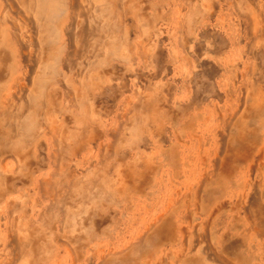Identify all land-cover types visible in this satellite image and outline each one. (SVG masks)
Wrapping results in <instances>:
<instances>
[{
  "label": "rangeland",
  "instance_id": "rangeland-1",
  "mask_svg": "<svg viewBox=\"0 0 264 264\" xmlns=\"http://www.w3.org/2000/svg\"><path fill=\"white\" fill-rule=\"evenodd\" d=\"M262 4L101 0L100 80L86 75L70 118L55 105L46 134L30 132L43 110L28 107L10 140L0 264H264V202L253 203L264 191V109L250 117L264 80L247 58L258 46L237 43ZM253 143L262 153L248 173L238 153Z\"/></svg>",
  "mask_w": 264,
  "mask_h": 264
},
{
  "label": "crops",
  "instance_id": "crops-1",
  "mask_svg": "<svg viewBox=\"0 0 264 264\" xmlns=\"http://www.w3.org/2000/svg\"><path fill=\"white\" fill-rule=\"evenodd\" d=\"M78 1L79 7H77L76 0H0V141L3 142V146L0 147V170L2 172L6 167L5 154L12 151L10 140L15 137L19 127L24 125L25 121L34 114L27 110L28 107L36 108L38 106L40 110H43L38 115L40 121L34 119L29 127L30 132H34L37 136L41 133L42 135L46 134L47 132L43 131L45 127L43 129L42 127L46 122L50 123L51 110L55 105L59 106V109L54 108L53 115L61 116L62 120L70 118L68 107H79L78 100L84 99L82 82L86 75L92 70L94 75L98 79L100 78V65L104 52L101 0H89L92 5L94 4L95 9L97 7L99 9L96 13L93 10L94 13L90 14L89 9L83 7V0ZM11 2L13 3L11 4ZM17 3L18 5H15ZM62 11L64 15L59 16ZM260 17L259 20L254 15L246 18V27L238 43L241 41H246L245 44L250 42L246 31L251 23L256 29H263L261 31L264 34V4L260 5ZM86 26L90 30L88 27L86 29ZM89 37H92V41L89 40ZM253 43L255 44V42ZM262 43L264 44V35L256 41L257 54L255 51L260 83L264 78V46ZM80 45L82 46L80 47ZM72 46L74 49H71ZM87 48L91 49L90 54H87ZM24 49L30 50L27 52L28 55L26 52L25 56L22 55ZM24 57L28 63H25ZM250 57L252 58L248 53L247 58L251 59ZM92 63L93 66H91ZM71 81L77 82L78 86L70 85ZM43 82L44 85H42ZM45 89L47 90L46 94H44ZM95 90H98L96 98L99 99L101 97L100 85L95 84ZM47 127L52 130V126L48 125ZM37 163L34 164L38 165ZM32 171L28 168L29 174ZM3 185H7L6 187L9 188L6 192V195H9L14 182L9 179Z\"/></svg>",
  "mask_w": 264,
  "mask_h": 264
},
{
  "label": "bare ground",
  "instance_id": "bare-ground-1",
  "mask_svg": "<svg viewBox=\"0 0 264 264\" xmlns=\"http://www.w3.org/2000/svg\"><path fill=\"white\" fill-rule=\"evenodd\" d=\"M6 1V0H5ZM12 1H16V0H12ZM72 1V0H71ZM77 1V5L79 4V1L78 0H76ZM8 2V1H7ZM13 2H11V4H12ZM73 3V2H72ZM71 3V4H72ZM76 3V2H75ZM98 3V2H97ZM234 3V2H233ZM9 4V3H8ZM70 4V5H71ZM96 4V3H95ZM99 4V3H98ZM10 5V4H9ZM15 5H18V3L17 4H15ZM81 5V4H80ZM94 5V4H93ZM76 5H74V8H76L75 7ZM77 7H79V5L77 6ZM16 8V7H15ZM15 8H13V9H15ZM18 8V7H17ZM73 8V7H72ZM21 9V8H20ZM12 10V9H11ZM74 10V9H73ZM263 10V9H262ZM17 13H18V11H17ZM20 14V13H19ZM25 14V13H24ZM23 14V15H24ZM263 14V13H262ZM77 15V14H76ZM20 17H22V16H20ZM252 19V18H251ZM75 20V19H74ZM264 20V19H263ZM250 21V20H249ZM253 21V20H252ZM96 23V22H95ZM100 23H101V21H100ZM251 23V22H250ZM13 24H14V22H13ZM251 24H253V23H251ZM249 25L248 26V28H247V33H248V38H249V40H250V44L252 43V44H254L253 42H255V44L254 45H257L256 44V41L258 40V39H260L261 38V36H263L264 34H262L263 32L261 31V30H263V29H261V30H258V29H256L255 27H253V25ZM264 24V23H263ZM261 25V24H260ZM17 26V25H16ZM75 26V25H74ZM85 27V26H84ZM87 27L88 26H86V29H87ZM92 27V26H91ZM261 27V26H260ZM35 28V27H34ZM81 28V27H80ZM73 29V28H72ZM94 29V28H93ZM82 30V29H81ZM88 30H90L89 29V27H88ZM78 31V30H77ZM83 31V30H82ZM84 31H87V30H85L84 29ZM79 32H80V30H79ZM261 32V33H260ZM69 33H71V32H69ZM89 33V32H88ZM78 34V33H77ZM87 34V33H86ZM85 34V35H86ZM79 35V34H78ZM84 35V34H83ZM94 35V34H93ZM239 35V34H238ZM72 36V35H71ZM70 36V37H71ZM74 36V35H73ZM82 36V35H81ZM88 36V35H87ZM29 37V36H28ZM237 38V37H236ZM85 39H86V37H85ZM17 40V39H16ZM18 40H20V39H18ZM85 41H87V40H85ZM237 41V40H236ZM20 42V41H19ZM19 42H18V44H19ZM25 42V41H24ZM23 42V43H24ZM87 42H90V41H87ZM26 43V42H25ZM238 43V42H237ZM21 44V43H20ZM87 44V43H86ZM90 44V43H89ZM263 44V43H262ZM75 45V44H74ZM237 45V44H236ZM82 45H80V47H81ZM258 46V45H257ZM256 46V47H257ZM263 46H264V44H263ZM35 47V46H34ZM87 47V46H86ZM90 47V46H89ZM98 47V46H97ZM22 48V47H21ZM20 48V49H21ZM28 48V47H27ZM74 49V46H72L71 47V49ZM249 48V47H248ZM255 47H252V50H251V48H250V50L251 51H247L248 53H249V55L250 56H252V61L254 62V64L252 63H250L249 62V64H251V66L252 65H254V66H256V68H258V62H257V59L255 58V50H253ZM98 49V48H97ZM25 50V49H24ZM29 50V49H28ZM28 50H25V51H23L24 53L22 54V55H24L25 54V52L27 53L28 52ZM79 50V49H78ZM245 50V49H244ZM30 51V50H29ZM69 51H71L70 49H69ZM76 52V51H75ZM74 52V53H75ZM82 52V51H81ZM81 52H78V53H80L81 54ZM69 53V52H68ZM70 53H72V52H70ZM39 54V53H38ZM26 55V54H25ZM24 55V56H25ZM27 55H28V53H27ZM31 55V54H30ZM72 55H74V54H72ZM75 55H77V54H75ZM78 56V55H77ZM253 56H254V59H253ZM34 57V56H33ZM88 57V56H87ZM92 57V56H91ZM248 57V56H247ZM26 58H28L27 56H26ZM36 58V57H35ZM80 58V57H79ZM72 59V58H71ZM78 59V58H77ZM23 60H25V57L23 58ZM28 61H29V59H28ZM35 62H36V59L34 60ZM251 61V62H252ZM27 62V60H25V63ZM247 62V61H246ZM28 63V62H27ZM74 64V63H73ZM28 65V64H27ZM30 65H32L31 63H30ZM64 65V64H63ZM29 66V65H28ZM36 66V65H35ZM250 66V67H251ZM249 67V68H250ZM28 69V68H27ZM251 69V68H250ZM33 70H34V68H33ZM68 70V69H67ZM257 71V70H256ZM32 73H33V71H32ZM243 73V72H242ZM25 74H27V73H25ZM24 74V75H25ZM252 74V73H251ZM29 76V75H28ZM244 76V75H243ZM27 77V76H26ZM252 77V76H251ZM24 78V77H23ZM22 78V79H23ZM28 78V77H27ZM237 79V78H236ZM258 79V78H257ZM28 80V79H27ZM31 80V79H30ZM249 80V79H248ZM250 80H253V79H250ZM249 80V82L251 83L252 81H250ZM263 80L264 79H262L261 80V83H263ZM18 81V80H17ZM31 82V81H30ZM259 82V81H258ZM21 83V82H20ZM247 83V82H246ZM255 83V82H254ZM260 83V82H259ZM258 83V84H259ZM260 83V84H261ZM256 84V83H255ZM249 87H251V85L249 86ZM259 87V86H258ZM20 88V87H19ZM256 88V87H255ZM242 89V88H241ZM254 89V88H253ZM68 90H70V89H68ZM67 90V91H68ZM243 90V89H242ZM248 90V89H247ZM253 91H255V90H253ZM252 91V92H253ZM13 92H14V90H13ZM69 92V91H68ZM242 92V91H241ZM248 92V91H247ZM245 93V92H244ZM16 94V93H15ZM73 94V93H72ZM68 95V94H67ZM246 96H248L249 97V95L247 94ZM7 97V96H6ZM243 97V96H242ZM248 97H246V98H248ZM238 98V97H237ZM10 100H11V98H10ZM242 100H244V99H240L239 101H241V104L243 103V101ZM249 100V99H248ZM245 102H247V101H245ZM264 101H262V105H261V107H259V108H256V109H251L250 110V113H251V115H250V117L252 118V117H256V115H258L259 113H261L262 111H263V109H264V103H263ZM239 107L241 108L242 107V105L240 106V104H239ZM245 107V106H244ZM239 108V109H240ZM243 110V109H242ZM235 111V110H234ZM238 113V111L236 112V114ZM232 115H233V113H232ZM235 115V114H234ZM263 118H264V115H263ZM259 121V120H258ZM47 123V122H46ZM228 125H229V123H228ZM231 125V124H230ZM260 126V130L262 131V134L264 133V123H262V124H260L259 125ZM240 129V128H239ZM238 129V130H239ZM241 131V130H240ZM116 136V135H115ZM245 136V135H244ZM223 137V136H222ZM226 142V141H225ZM263 143V142H262ZM227 147V146H226ZM226 147H222V148H226ZM230 147V146H229ZM264 147V146H263ZM229 148H227V150H228ZM258 148H257V143H253V144H251V145H249V146H246V147H244L243 148V150H242V152L241 153H238V155H240V154H242L241 156H239V164L240 165H243V169H246V171L247 170H252L253 169V167H254V164H256V162H257V160H259L258 158H260V157H258V154H261L262 152L259 150V151H256ZM262 149V148H261ZM225 150V149H224ZM256 151V152H255ZM222 152H224V153H226L225 151H222ZM263 153H264V148H263ZM219 154H221V152L219 153ZM224 155V154H223ZM263 155V154H262ZM226 158V156H223L222 158L223 159H221V165L222 166H224L225 164H224V160H225V158ZM216 158H219V156H217L216 155ZM262 158H263V156H262ZM217 160V159H216ZM260 161V160H259ZM224 164V165H223ZM260 164H261V162H260ZM214 165V164H213ZM236 165V164H235ZM216 166V165H215ZM238 165H236V167H237ZM212 167V166H211ZM235 167V166H234ZM239 167V166H238ZM257 167H258V165H257ZM257 167H256V169H257ZM221 168H223V167H221ZM218 169V168H217ZM237 169V168H236ZM260 169V168H259ZM222 170V169H221ZM235 169H230L229 170V172L228 173H226L229 177H231V175L233 174V171H234ZM215 172H216V170H214ZM240 171V170H239ZM222 172H224V170L222 171ZM240 172H242V171H240ZM248 172V171H247ZM239 173V172H238ZM242 173H244V172H242ZM241 173V176L243 175ZM249 173V172H248ZM259 173V172H258ZM245 174V173H244ZM215 175H216V173H215ZM220 175V174H219ZM248 175V174H247ZM239 176H240V173H239ZM253 176V175H252ZM252 176H250V177H252ZM245 177V176H244ZM247 178V177H246ZM258 178V177H257ZM239 179V178H238ZM242 179V178H241ZM245 179V178H244ZM244 179H242L243 181H244ZM247 180H249V179H247ZM204 181V180H203ZM240 181V180H239ZM40 182H41V180H40ZM201 182V181H200ZM238 182V181H237ZM241 182V181H240ZM237 183L240 187H244V188H246V187H250V184H248L246 181L245 182H243L242 184L241 183ZM252 186V185H251ZM42 191V190H41ZM224 194V193H223ZM244 194V193H243ZM254 194H255V192H254ZM244 196V195H243ZM251 196H253V193L251 194ZM251 196H250V198H251ZM241 197V196H240ZM239 197V198H240ZM255 198L256 199H254L255 200V202H254V200H253V203H256V202H259L258 200H260L261 201V203L262 202H264V191H262V193L260 194V191H258V193L257 194H255ZM260 198V199H259ZM207 200V197L206 196H204V197H201V202H203V201H206ZM251 200H252V198H251ZM250 201V200H249ZM231 202V201H230ZM236 202V201H235ZM196 203V202H195ZM252 203V202H251ZM260 203V204H261ZM203 204V203H202ZM248 204V203H247ZM8 205V204H7ZM197 205V204H196ZM169 207V206H168ZM246 207V206H245ZM244 207V208H245ZM257 207V209H261L260 208V205H258V206H256ZM218 208V207H217ZM251 208V207H250ZM201 209V211H202V209H204V208H200ZM256 209V208H255ZM232 210V209H231ZM211 211V210H210ZM247 212V211H246ZM252 213V212H251ZM212 214V213H211ZM210 215V214H209ZM256 215V214H255ZM260 216V215H259ZM258 216V217H259ZM262 216V215H261ZM205 217V216H204ZM212 217V216H211ZM252 217V216H251ZM263 217V216H262ZM260 218V217H259ZM261 222V221H260ZM214 223V222H213ZM210 227V226H209ZM185 228V227H184ZM255 229V228H254ZM259 229V228H258ZM263 229V228H262ZM205 230H206V228H205ZM213 230V229H212ZM212 230H211V232L210 233H212ZM256 231V230H255ZM205 233V232H204ZM204 233H203V235H204ZM198 236V235H197ZM207 236V235H206ZM205 237V236H204ZM224 237V236H223ZM208 239V238H207ZM206 239V240H207ZM227 239V238H226ZM228 240V239H227ZM208 242V241H207ZM233 242V241H232ZM198 244V243H197ZM196 244V245H197ZM231 245H235V243H230ZM229 244V245H230Z\"/></svg>",
  "mask_w": 264,
  "mask_h": 264
}]
</instances>
